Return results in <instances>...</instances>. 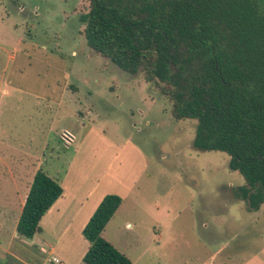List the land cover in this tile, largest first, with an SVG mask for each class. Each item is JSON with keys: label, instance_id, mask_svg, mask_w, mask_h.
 <instances>
[{"label": "rangeland", "instance_id": "rangeland-1", "mask_svg": "<svg viewBox=\"0 0 264 264\" xmlns=\"http://www.w3.org/2000/svg\"><path fill=\"white\" fill-rule=\"evenodd\" d=\"M89 5L0 0V264H86L85 213L16 229L37 170L68 167L102 186L94 198L113 183L123 201L103 236L132 264H264V204L233 195L245 178L226 152L193 146L197 120L88 47Z\"/></svg>", "mask_w": 264, "mask_h": 264}, {"label": "trees", "instance_id": "trees-1", "mask_svg": "<svg viewBox=\"0 0 264 264\" xmlns=\"http://www.w3.org/2000/svg\"><path fill=\"white\" fill-rule=\"evenodd\" d=\"M80 16L90 49L122 70L143 73L172 102L174 119L197 120L193 146L230 157L245 178L234 188L248 209L264 204V0H88ZM17 223L21 237L63 194L42 168ZM123 199L104 196L83 236L86 264H132L103 236Z\"/></svg>", "mask_w": 264, "mask_h": 264}, {"label": "crops", "instance_id": "crops-1", "mask_svg": "<svg viewBox=\"0 0 264 264\" xmlns=\"http://www.w3.org/2000/svg\"><path fill=\"white\" fill-rule=\"evenodd\" d=\"M72 173H73L72 168L68 167L65 170L64 175L62 176V180L57 177H54L61 183V186L63 185L64 192L62 196L57 199V201L51 206V208L42 217L41 222H40L41 226L43 225V223L47 224V226H50V227H54L55 224L57 226L58 225L57 221L59 219L60 221L63 220L65 215L68 213H72L73 215H79V214L81 215L85 213L83 217L84 222L82 224V226L85 227V225L88 223L90 217L92 216V214L94 213V211L96 210V208L98 207V205L100 204L104 196L110 193L108 190H110L111 188L110 185L113 184L112 182H110L111 184L108 183V186H107L108 189H104L103 191H100V193L96 196V198H94L93 194L91 193L97 189L99 190V188L102 186L100 185L97 186L99 183L95 182L93 183L94 185L92 187L86 188L84 187V181L82 180H76L74 183L73 179L71 180ZM114 180L115 178L112 179L113 182ZM66 182H70L68 187H67ZM117 193L118 192H115V194ZM121 206H122V203L120 207ZM120 207L118 208V210L120 209ZM72 221L73 220L70 219L65 224L64 228L68 227V225ZM83 227H81L82 231L84 229ZM42 230H43V227H42ZM158 236H160V234ZM88 248H89V241H88V247L86 251L88 250Z\"/></svg>", "mask_w": 264, "mask_h": 264}, {"label": "built area", "instance_id": "built-area-1", "mask_svg": "<svg viewBox=\"0 0 264 264\" xmlns=\"http://www.w3.org/2000/svg\"><path fill=\"white\" fill-rule=\"evenodd\" d=\"M45 264H49V263H45Z\"/></svg>", "mask_w": 264, "mask_h": 264}]
</instances>
